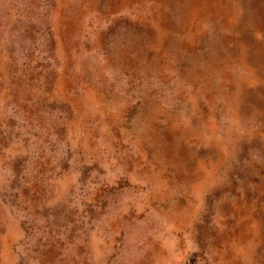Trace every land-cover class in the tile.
<instances>
[{"label":"rangeland","instance_id":"1","mask_svg":"<svg viewBox=\"0 0 264 264\" xmlns=\"http://www.w3.org/2000/svg\"><path fill=\"white\" fill-rule=\"evenodd\" d=\"M0 264H264V0H0Z\"/></svg>","mask_w":264,"mask_h":264}]
</instances>
